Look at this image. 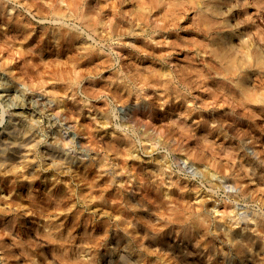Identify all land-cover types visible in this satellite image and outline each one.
<instances>
[{
  "label": "rangeland",
  "instance_id": "obj_1",
  "mask_svg": "<svg viewBox=\"0 0 264 264\" xmlns=\"http://www.w3.org/2000/svg\"><path fill=\"white\" fill-rule=\"evenodd\" d=\"M56 1L1 0L0 142L37 138L0 158V264H264V0L221 4L247 74L200 0Z\"/></svg>",
  "mask_w": 264,
  "mask_h": 264
},
{
  "label": "bare ground",
  "instance_id": "obj_2",
  "mask_svg": "<svg viewBox=\"0 0 264 264\" xmlns=\"http://www.w3.org/2000/svg\"><path fill=\"white\" fill-rule=\"evenodd\" d=\"M57 1H61L63 3V0ZM68 2L74 7H77L79 5V3L74 0H69L67 1V3ZM221 4L222 0H200V11L203 16V23L210 31V33L214 35L212 41L213 44L216 45L215 48L223 49L222 52L219 54V58L222 64L224 65L225 69L230 73L235 72L236 74L237 68H240L245 74H247L250 68L251 60L249 57H240L238 53H232L233 45L231 43V38L233 37V33L229 30L228 21L223 20V18L221 17ZM2 7L4 6L2 5V2L0 0V10L2 9ZM48 8L54 17H60L61 19H63V16H66V13L63 12V9L61 7L59 9H56V7H54L51 3L48 2ZM82 17L83 19H85L86 22L90 21L87 16ZM14 18L15 17H10V19ZM10 23H13V21L10 20ZM73 35H75V33ZM247 41L248 39L243 40L244 43H247ZM87 47L90 49L89 46ZM243 75H241V77H238V79H241ZM246 96L250 100H258L257 95ZM23 121L28 123L25 120ZM11 126L12 131L10 132L8 139H5L0 142V158L3 162H5L4 164L10 166H12L14 163H22L23 161L26 162L28 157L25 153L26 147H33L36 143L37 138V136L32 132L33 125L31 127V124L24 125V127H21L19 123H13ZM32 163L33 162L31 161H27V164L29 165L28 167L32 166Z\"/></svg>",
  "mask_w": 264,
  "mask_h": 264
}]
</instances>
